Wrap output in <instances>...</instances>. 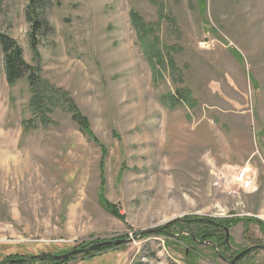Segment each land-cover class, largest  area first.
Listing matches in <instances>:
<instances>
[{
    "label": "rangeland",
    "instance_id": "1",
    "mask_svg": "<svg viewBox=\"0 0 264 264\" xmlns=\"http://www.w3.org/2000/svg\"><path fill=\"white\" fill-rule=\"evenodd\" d=\"M42 1L35 55L28 0H0L44 110L26 77L7 82L0 50V262L124 238L58 264H226L190 253L198 220L236 219L235 254L264 245V0ZM239 166L256 191L214 184ZM234 264H264V250Z\"/></svg>",
    "mask_w": 264,
    "mask_h": 264
},
{
    "label": "trees",
    "instance_id": "2",
    "mask_svg": "<svg viewBox=\"0 0 264 264\" xmlns=\"http://www.w3.org/2000/svg\"><path fill=\"white\" fill-rule=\"evenodd\" d=\"M42 0H28V4L25 8V15L26 19L29 22V45L30 48L33 50L34 54H38L37 50V36L42 34L40 31L43 29V19H41L40 14L37 12L36 9L41 8L43 6ZM37 12V13H36ZM131 20L134 22V24L141 29L145 30L143 22L137 17L136 14L132 13ZM43 31V30H42ZM0 50L3 53V59L5 63V73H6V79L7 82L12 85L16 80H19L23 77H26L28 80V84L31 90V97L29 100L30 106L36 108L40 111V113H44L43 110V93L37 88L36 85V67L26 62V60L23 57V51L21 46L17 43V41L9 36L8 34L0 31ZM156 57L159 56V51L155 49L152 52ZM188 92V91H187ZM69 107L72 111V118L77 121L80 125V128L83 133L88 135L89 137L93 138V133L91 132V129L88 125V120L81 115L75 104L70 102ZM43 119V115L39 116ZM25 122V121H24ZM26 126V124H25ZM101 202L105 205L107 210L111 211V213L115 214L116 216H119V213L114 210L111 203H109L107 200L101 198ZM236 219L232 220V222H229V225H233L236 223ZM87 242H82L81 247H86L85 245ZM112 247L111 244L101 246L97 248V250H102L105 248ZM75 249V248H74ZM65 252H57V253H40L36 255L34 258L41 259V261H45L46 264H58L59 262L63 263V260H60L55 257V255H61ZM89 257H94V252H88ZM22 257H17V255H14L13 257H10L9 259H18ZM33 258V259H34ZM30 262H14V263H7V264H26Z\"/></svg>",
    "mask_w": 264,
    "mask_h": 264
},
{
    "label": "flooded vegetation",
    "instance_id": "3",
    "mask_svg": "<svg viewBox=\"0 0 264 264\" xmlns=\"http://www.w3.org/2000/svg\"><path fill=\"white\" fill-rule=\"evenodd\" d=\"M195 223L198 225H194L188 230L185 228V239L189 243L191 248L190 253L192 255L199 257L201 256L196 246L209 247L211 249L212 255L217 259L226 264H234L237 262V260L245 257L248 253H245L243 256L237 259L235 258L239 252L235 254L230 248L229 233V228L234 225H229L214 220H198ZM168 226H165L162 231L166 232V228Z\"/></svg>",
    "mask_w": 264,
    "mask_h": 264
},
{
    "label": "built area",
    "instance_id": "4",
    "mask_svg": "<svg viewBox=\"0 0 264 264\" xmlns=\"http://www.w3.org/2000/svg\"><path fill=\"white\" fill-rule=\"evenodd\" d=\"M213 174L214 184L228 194L250 193L257 190L256 174L246 166L235 167L230 174H224L223 172H213Z\"/></svg>",
    "mask_w": 264,
    "mask_h": 264
},
{
    "label": "water",
    "instance_id": "5",
    "mask_svg": "<svg viewBox=\"0 0 264 264\" xmlns=\"http://www.w3.org/2000/svg\"><path fill=\"white\" fill-rule=\"evenodd\" d=\"M165 226H167V225H165ZM130 241H131V239H124V238H122V239H115V240H103V241H99L97 243L91 244L89 246H86V247L72 249L71 251H68V252H66L64 254H61V255H55V257L58 258V259H60V260H64V259H66L69 256H72L74 254L95 251L97 248H99L101 246H104V245H108V244L118 245V244L128 243ZM256 247L262 248L264 250V245H252V246H250V247L242 250L241 252H239L235 256V258L237 259V258L243 256L245 253L251 251L252 249H254ZM31 259H32V257H28V258H18V259H8V260H4V261L0 262V264H3L4 262H7V263L25 262V261H28V260H31Z\"/></svg>",
    "mask_w": 264,
    "mask_h": 264
}]
</instances>
